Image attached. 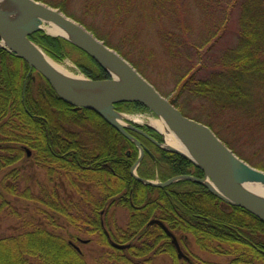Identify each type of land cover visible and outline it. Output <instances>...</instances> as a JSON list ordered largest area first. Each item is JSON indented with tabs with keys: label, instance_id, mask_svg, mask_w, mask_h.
<instances>
[{
	"label": "trees",
	"instance_id": "obj_1",
	"mask_svg": "<svg viewBox=\"0 0 264 264\" xmlns=\"http://www.w3.org/2000/svg\"><path fill=\"white\" fill-rule=\"evenodd\" d=\"M39 1L84 25L139 72L144 63L172 75L179 91L169 101L186 117L207 125L240 159L264 170V0H77V13L72 0ZM191 7L205 18L198 29L186 13ZM230 25L234 42L212 59L215 42ZM144 31L155 43L144 38ZM30 39L56 60L65 56L68 46L81 50L42 30ZM210 62L214 70L199 77ZM93 63L96 70L82 68L84 74L110 79ZM192 104L195 109L189 108ZM116 108L146 109L135 102ZM138 127L162 143L155 129ZM129 132L151 150L140 163L139 177L154 179L148 173L152 165L162 182L189 175L204 178L186 157ZM138 153L136 143L103 117L75 110L25 60L0 47V172L13 167L2 181L5 193L19 191L16 185L22 177L14 164L33 158L51 178L64 176L77 194V199L66 201L56 194L42 196L39 200L52 209H38L43 222L30 220L21 233L0 237V264H88L81 232L98 237L104 251L97 264H152L163 254L171 264H210L180 258L171 237L159 224L150 225L152 220L161 221L177 239L193 236L203 253L229 257L225 264H264L263 221L193 179L165 187L142 183L131 175ZM109 207L127 210L125 226L108 220ZM8 212L18 215L14 209ZM67 227L77 233L67 235ZM112 243L130 246L117 249Z\"/></svg>",
	"mask_w": 264,
	"mask_h": 264
},
{
	"label": "water",
	"instance_id": "obj_2",
	"mask_svg": "<svg viewBox=\"0 0 264 264\" xmlns=\"http://www.w3.org/2000/svg\"><path fill=\"white\" fill-rule=\"evenodd\" d=\"M25 5L29 7L20 18L8 19L0 9V47L25 60L31 69H35L41 76L45 77L56 94L67 104L74 107L75 110L87 109L96 112L103 117L109 124L115 127L119 132L135 142L138 147L141 143L137 141L127 131V129L143 131L134 126L115 124L108 114H118L115 109L119 103H140L150 112L164 118L171 128L177 131L187 144L192 157L189 154L181 152L179 149L168 147L164 136L157 128L164 139L163 144H158L167 152H174L186 157L193 162L204 173L203 179H195L189 176H180L171 178L165 182H155L153 180L143 179L137 175L139 163L144 157V150L141 148L140 156L131 169V175L146 185L165 187L180 179H193L203 183L215 195L230 204L247 210L252 215L264 222V201L245 190V183L264 184V171L258 169L243 159H240L231 149L227 147L217 135L210 130L207 125L186 117L169 99L163 96L127 59L120 55L116 50L110 48L103 40L97 38L91 31L84 27L78 21L72 19L63 13L59 8L51 7L41 1L24 0ZM44 23H54L76 39H70L63 35H53L46 31L47 35L61 37L69 43H73L88 56L94 59L110 75L107 80H95L87 78L88 86H99L102 83L113 80V74L101 63L99 53L105 54L111 58L113 67L123 77V82L113 90L92 97H82L74 95L68 88L67 82L59 76L47 63L39 45L30 39V36L39 30L44 31ZM2 34L7 37L10 45L3 44ZM156 142L153 138L149 137ZM28 155L30 152L28 151ZM211 181L215 188L208 183ZM151 224H159L163 230L172 238L173 245L176 246L178 256L186 257L180 248L177 238L171 234L168 228L161 221L152 220ZM88 240H83L87 243ZM114 248L126 249L130 245L112 243ZM79 251V247H76Z\"/></svg>",
	"mask_w": 264,
	"mask_h": 264
},
{
	"label": "rangeland",
	"instance_id": "obj_3",
	"mask_svg": "<svg viewBox=\"0 0 264 264\" xmlns=\"http://www.w3.org/2000/svg\"><path fill=\"white\" fill-rule=\"evenodd\" d=\"M188 6H192L193 3L191 1H188ZM72 6V10L76 13L78 12L80 6L79 2L77 0L69 1ZM188 19L193 22V25L196 29L200 28L201 23L203 24L204 15L201 14V12L197 9V7H194L190 10H186ZM231 30L228 29L227 34L218 38V40L215 42V48L214 52L212 54L213 57L216 58L218 56V53H221L225 49H227L233 42H234V33L233 27L230 25ZM46 32V30H44ZM144 38L148 41H151L153 43L154 40L153 37H150V32L144 31ZM112 48V47H110ZM42 49V48H41ZM114 49V48H113ZM149 50V48L147 47ZM158 48H154L153 50H156ZM43 50V49H42ZM115 50V49H114ZM159 50L158 55H162V50ZM44 51V50H43ZM117 52V51H116ZM44 53L47 55V53L44 51ZM119 53V52H118ZM120 54V53H119ZM50 57L49 55H47ZM53 61L59 63V64H67L69 63L71 66L69 67L73 72L76 74H82L86 78L88 77L84 72L82 71V68L89 69L91 71L96 70V67L93 63V59L88 56L85 52L78 50L73 47H66L65 50V56L62 59L56 60L50 57ZM125 58V57H124ZM126 59V58H125ZM214 66L210 63L206 65V67L203 69V71H200L199 77L205 78L210 75V73L214 70ZM138 70V69H137ZM140 73L147 79L156 89L159 91L163 96H165L168 99L174 98L177 93L178 89L175 87L174 77L169 74H164L158 72L153 67L147 66L143 63V65H140ZM91 79V78H90ZM181 102L184 100V97L180 98ZM126 105V104H125ZM196 106H192L189 108H194ZM118 113H122L125 115L124 117V123L129 126H146L151 124V120L161 119V117L155 115L152 112H149L147 109H132V110H122L117 109ZM30 151V150H29ZM250 155V153H247ZM28 155V153H27ZM31 156V151L30 155ZM261 156V155H260ZM145 158V155L143 159ZM142 159V161H143ZM141 161V163H142ZM150 161V159H147V162ZM140 164V163H139ZM150 164V162H149ZM15 170L18 169V172H20L21 180L16 185L17 189L19 190L15 194H9L7 191L5 193V186L2 184V181L4 180L5 175L13 169V167H9L4 171L0 172V237L15 235L17 233H21V231H24L25 228L23 227L25 222H29L30 220H36L37 222L42 221V216L38 214V209H43L44 211H49L47 209H52L49 206H46L42 203L41 200L42 196L48 195L52 197L53 194H56L58 197L60 196L61 199L64 201L69 199H77V194L74 190H72L66 181L64 176H55L50 177L49 173L44 167H40L35 163V159L30 158L29 160L21 161L19 160L16 164H14ZM140 166V165H139ZM139 168V167H138ZM148 168H153L152 170H148V173L154 175V179H151L155 182H161V177L159 176L158 171L155 169L157 167L150 165ZM137 169V175L138 174ZM150 180V179H148ZM8 181L9 184V180ZM5 189V190H4ZM27 191V192H26ZM26 195H28V198H26ZM3 202V206L1 205ZM9 209H14V211L18 214L16 216H13L9 214ZM111 210L109 211L107 217L108 220L113 222V224H117L119 227L125 226L128 218L129 213L127 210L119 207H111ZM43 222V221H42ZM67 235L68 234H76L77 232L67 227ZM79 236L82 239H86L89 242L81 244V249L86 257V261L88 264H97L98 258L101 257L102 252L104 251L103 247L98 243V237L95 236H89L83 232L79 234ZM180 247L184 254H186L189 258H192L193 260L196 258L197 260H201L203 262H209L210 264H225L230 260L229 257H221L209 253H203L197 245L195 244V240L193 236L187 235L183 238H178ZM171 258L166 255H159L157 256L152 264H171Z\"/></svg>",
	"mask_w": 264,
	"mask_h": 264
},
{
	"label": "bare ground",
	"instance_id": "obj_4",
	"mask_svg": "<svg viewBox=\"0 0 264 264\" xmlns=\"http://www.w3.org/2000/svg\"><path fill=\"white\" fill-rule=\"evenodd\" d=\"M24 0H0V9L8 19H18L20 18L26 11H28L29 7L24 4ZM48 5V4H47ZM42 28L46 30L48 33L53 35H63L70 39L76 41V39L70 36L67 32H65L59 24L56 25L54 23L41 24ZM1 33V32H0ZM3 44L10 45L9 40L5 35L2 34ZM99 58L101 63L113 74V80L102 83L99 86H88V79L82 74H76L69 67L71 66L69 63L67 64H59L53 61L50 57H48L45 53L43 56L49 66L59 75L61 76L68 84L69 90L74 94L82 97H92L97 96L99 94H103L113 90L120 83L123 82V77L121 74L113 67V63L111 58L105 54L99 53ZM110 119L119 125L124 124L125 115L122 113L118 114H108ZM152 126L157 128L159 132H161L164 136L165 143L168 147L179 149L181 152L185 154H189L192 157L191 152L184 139L180 136V134L170 127L168 122L161 117V119L151 120ZM162 182V181H161ZM211 187L215 188L214 184L209 181L208 182ZM245 190L249 191L251 194L255 195L257 198L264 201V184L262 183H245L243 185ZM216 189V188H215Z\"/></svg>",
	"mask_w": 264,
	"mask_h": 264
},
{
	"label": "flooded vegetation",
	"instance_id": "obj_5",
	"mask_svg": "<svg viewBox=\"0 0 264 264\" xmlns=\"http://www.w3.org/2000/svg\"><path fill=\"white\" fill-rule=\"evenodd\" d=\"M144 148H145V149H148L149 151H151L150 148L148 147V145H147L146 143H144ZM145 154H147V152H146ZM110 208H111V207L106 208V209H110Z\"/></svg>",
	"mask_w": 264,
	"mask_h": 264
}]
</instances>
